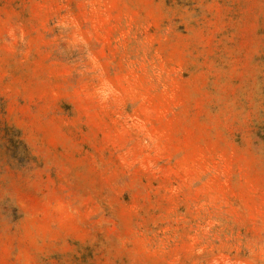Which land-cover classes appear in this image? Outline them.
I'll return each instance as SVG.
<instances>
[{"label": "rangeland", "instance_id": "obj_1", "mask_svg": "<svg viewBox=\"0 0 264 264\" xmlns=\"http://www.w3.org/2000/svg\"><path fill=\"white\" fill-rule=\"evenodd\" d=\"M0 264H264V0H0Z\"/></svg>", "mask_w": 264, "mask_h": 264}]
</instances>
